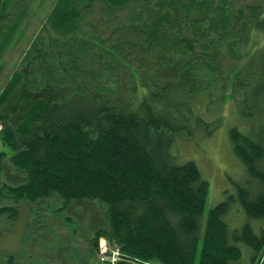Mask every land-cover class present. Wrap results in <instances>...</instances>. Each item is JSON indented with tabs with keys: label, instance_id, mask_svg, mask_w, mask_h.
<instances>
[{
	"label": "trees",
	"instance_id": "obj_1",
	"mask_svg": "<svg viewBox=\"0 0 264 264\" xmlns=\"http://www.w3.org/2000/svg\"><path fill=\"white\" fill-rule=\"evenodd\" d=\"M47 3L0 0V140L11 149L0 153V238L25 217L17 238L31 245L1 249L0 264H31L37 246L59 248L48 264L66 263L60 217L89 244L73 264H101L102 238L117 264H264V228L234 218L264 220V0H53L4 77ZM231 92L247 130L229 134L247 177L203 225L210 184L172 153L191 136L177 114Z\"/></svg>",
	"mask_w": 264,
	"mask_h": 264
},
{
	"label": "rangeland",
	"instance_id": "obj_2",
	"mask_svg": "<svg viewBox=\"0 0 264 264\" xmlns=\"http://www.w3.org/2000/svg\"><path fill=\"white\" fill-rule=\"evenodd\" d=\"M52 1L53 0H48L46 7H41L39 5L38 7L34 8V12L30 17V22H26L27 31H25V37L22 41L20 39L17 47L9 53L6 59V75H3L4 77L9 76L16 65L22 63V54L30 47L28 46V40L39 34L40 29L42 28L43 24H45V13L48 7H50ZM3 87L4 82L0 81V90H2ZM228 92H230V90L226 93ZM232 95L233 92H231V95L225 102L217 101V98H214L212 100V104H210L208 108L205 107L208 97H201L193 104V109H180L177 114V117H181L182 120L185 119V124L190 127V129L188 130H190L191 136L187 132L183 135L180 134L181 136L177 138L176 143L173 146L172 153L175 157H177V161L179 163H186L189 161L195 162L199 167L204 179H206L210 184V194L205 210L203 225H205L206 223L207 215L209 214L210 210L216 205L225 201L230 193H235L237 183L245 182L247 177L245 165L233 153V145L231 143L229 134L233 126H237L244 131L247 130L245 128L247 127V125L240 118L241 115L239 114L237 104L239 99H237V101H234V99H232ZM237 96L242 97L244 95L240 92ZM196 115H200V118H202L203 122L205 123H199L195 118ZM219 115L223 116L222 122H220L221 120L219 121L218 117L216 118V116ZM1 152L10 153L11 149L8 145H4L0 140V153ZM251 189L253 190L254 187H251ZM10 204L12 203L4 202V205ZM51 204L56 209L61 208L62 206V202L60 200L51 202ZM95 205H97V208L95 210L99 211V213L102 215V206L96 203ZM83 210L84 209L78 210L77 212L81 213L83 212ZM47 212L51 215V212L53 211L47 210ZM241 213L242 214L239 213L237 217L234 216L235 225L238 226L241 223V225H243L246 222H250L251 225L255 227L256 231L264 228V220L259 221L249 219L243 211H241ZM24 219L25 217H23L18 222L16 226V232H12L11 227L2 230L6 232L8 236L0 238V250H8L11 253H14L16 250H21L25 253L30 252V248L28 249V247L31 245L27 243V237H25V240H23L24 243L20 242V239L17 238L19 236H22V231L24 229L23 224L25 222ZM92 219L93 218L90 217L89 221H93ZM58 221L61 226L60 228L62 229V233L57 229L60 234V237L58 238H61V240H63L58 246H62L63 251V247L68 246V243L71 246L68 252H64L63 257L65 258L64 261L66 262L64 264H73L77 259H85V257H87V250L89 248L88 242L84 240L83 242H81L74 238L71 232V227L68 226L67 221L64 217H60ZM2 222L3 223L2 225H0V230L6 221L3 220ZM78 223L82 224L80 220L79 222H77V224ZM51 229L52 231H54L53 228ZM104 242L106 243L107 241L102 239L101 244H103ZM105 243L103 244V246H105ZM54 249H56V251L51 250L50 248L47 249L43 246H37V249H35V251L33 252L36 253V256H34V261L31 262V264H48L47 257H49L50 260L53 261L58 255L62 259V256L57 251L59 250V248L55 247ZM111 252H113V250ZM4 253L5 255H7L6 252ZM23 254L24 253H22V255ZM53 256L55 257L53 258ZM112 262H114V260ZM263 262L264 259H262V263ZM56 263H58L57 260ZM100 263L104 264V261L100 259Z\"/></svg>",
	"mask_w": 264,
	"mask_h": 264
},
{
	"label": "built area",
	"instance_id": "obj_3",
	"mask_svg": "<svg viewBox=\"0 0 264 264\" xmlns=\"http://www.w3.org/2000/svg\"><path fill=\"white\" fill-rule=\"evenodd\" d=\"M106 250H107V247H106V245H105V246H103V253H105ZM117 258H118V253H114V256H113L112 260H111V258L108 257V256H103V260H104V261H111V264H115ZM113 260H114V262H112Z\"/></svg>",
	"mask_w": 264,
	"mask_h": 264
}]
</instances>
